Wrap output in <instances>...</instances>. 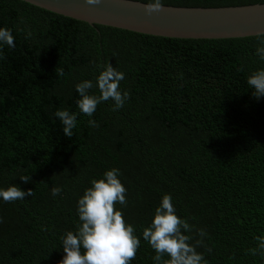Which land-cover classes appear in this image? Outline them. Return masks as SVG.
Wrapping results in <instances>:
<instances>
[{
	"label": "trees",
	"instance_id": "1",
	"mask_svg": "<svg viewBox=\"0 0 264 264\" xmlns=\"http://www.w3.org/2000/svg\"><path fill=\"white\" fill-rule=\"evenodd\" d=\"M260 3L163 0L184 7ZM0 28L15 41L14 48L0 44V188L34 191L24 200L0 198V264H59L61 236L77 230L78 199L113 168L127 189V206L115 207L140 239L130 264H155L143 228L164 194L194 226L185 233L193 236L189 243L206 230L197 251L207 264H264L248 251L264 237V97L255 98L247 83L264 68L256 35L159 37L22 0H0ZM108 62L125 74L119 88L130 98L117 111L114 101L102 102L88 117L78 109L76 85H95ZM89 91L100 95L98 87ZM58 110L77 114L71 138ZM54 186L62 188L55 197Z\"/></svg>",
	"mask_w": 264,
	"mask_h": 264
},
{
	"label": "clouds",
	"instance_id": "2",
	"mask_svg": "<svg viewBox=\"0 0 264 264\" xmlns=\"http://www.w3.org/2000/svg\"><path fill=\"white\" fill-rule=\"evenodd\" d=\"M27 2V0H22ZM89 5H96L100 0H86ZM163 0H149L146 11H161ZM31 36V32L28 33ZM258 47L256 54L264 60V31L256 33ZM0 44L15 47L14 36L10 29L0 28ZM93 63H95L93 61ZM102 71L94 85L91 80H84L76 85L79 93L77 106L80 113L92 117L97 106L105 101H114L113 111L124 107L130 98L127 91H120V82L125 79V74L118 71L111 63L100 65ZM57 70V69H56ZM63 75V70H59ZM249 87L253 90V96L257 99L264 97V68L253 71L247 78ZM98 87L100 95L90 94L93 87ZM55 116L63 125V133L71 138L73 129L77 126V114L68 110H58ZM90 127H98L95 120L89 119ZM120 170L113 168L103 174V178L92 179L91 187L78 199L77 213L79 223L77 230L67 231L61 236L63 252L65 255L59 264H130L136 258L140 247V239L134 234L135 227L128 224L121 210H117L118 203L127 206V189L119 179ZM24 183L31 180L29 175H21ZM62 192L61 187L54 186L51 193L55 197ZM34 191L27 192L16 185L8 188H0V198L5 202L24 200L26 196H33ZM3 220L0 218V223ZM194 226L187 219H182L176 214L175 206L170 194H164L154 212V218L149 226L143 228V239L154 249L153 257L155 264H207L203 255L197 248L203 246V237L206 230L198 229L197 234L201 237L195 244L189 243L193 236L191 233ZM257 246L248 251L253 255L264 258V237L256 236ZM211 252V248H207ZM165 257H168L167 259Z\"/></svg>",
	"mask_w": 264,
	"mask_h": 264
},
{
	"label": "water",
	"instance_id": "3",
	"mask_svg": "<svg viewBox=\"0 0 264 264\" xmlns=\"http://www.w3.org/2000/svg\"><path fill=\"white\" fill-rule=\"evenodd\" d=\"M27 3L89 24L159 37L224 39L254 36L264 31V3L220 7L164 5L149 14L137 0H27Z\"/></svg>",
	"mask_w": 264,
	"mask_h": 264
}]
</instances>
